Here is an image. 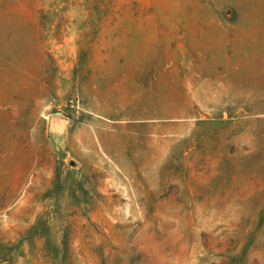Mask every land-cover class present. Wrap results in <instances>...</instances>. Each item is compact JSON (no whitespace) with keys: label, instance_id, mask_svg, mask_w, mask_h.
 Wrapping results in <instances>:
<instances>
[{"label":"rangeland","instance_id":"rangeland-1","mask_svg":"<svg viewBox=\"0 0 264 264\" xmlns=\"http://www.w3.org/2000/svg\"><path fill=\"white\" fill-rule=\"evenodd\" d=\"M0 264H264V0H0Z\"/></svg>","mask_w":264,"mask_h":264},{"label":"trees","instance_id":"trees-1","mask_svg":"<svg viewBox=\"0 0 264 264\" xmlns=\"http://www.w3.org/2000/svg\"><path fill=\"white\" fill-rule=\"evenodd\" d=\"M63 1H65V0H63Z\"/></svg>","mask_w":264,"mask_h":264}]
</instances>
